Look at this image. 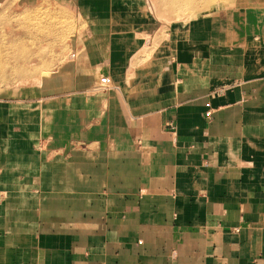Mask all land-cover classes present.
<instances>
[{
	"label": "crops",
	"instance_id": "0c3cea01",
	"mask_svg": "<svg viewBox=\"0 0 264 264\" xmlns=\"http://www.w3.org/2000/svg\"><path fill=\"white\" fill-rule=\"evenodd\" d=\"M53 1L86 27L0 97V264H264V0L163 34L144 0Z\"/></svg>",
	"mask_w": 264,
	"mask_h": 264
},
{
	"label": "rangeland",
	"instance_id": "374dc122",
	"mask_svg": "<svg viewBox=\"0 0 264 264\" xmlns=\"http://www.w3.org/2000/svg\"><path fill=\"white\" fill-rule=\"evenodd\" d=\"M193 1L190 6L173 0H144L147 11L160 22L161 34L170 23L185 25L231 10L236 0ZM85 16L53 0H0V97L36 98L40 79L68 58L75 33L86 27ZM154 27L150 26L145 41ZM108 79L102 75L100 86H108Z\"/></svg>",
	"mask_w": 264,
	"mask_h": 264
},
{
	"label": "bare ground",
	"instance_id": "6f19581e",
	"mask_svg": "<svg viewBox=\"0 0 264 264\" xmlns=\"http://www.w3.org/2000/svg\"><path fill=\"white\" fill-rule=\"evenodd\" d=\"M204 1H209V3L212 1V2H215V0H204ZM216 1H218V0H216ZM226 1V0H225ZM153 3V2H152ZM173 3H175V4H185V5H190V6H193L194 5V1L193 0H173ZM209 3H208V5H209ZM24 73H22V74H20V75H23ZM119 88V87H118ZM118 92V91H117Z\"/></svg>",
	"mask_w": 264,
	"mask_h": 264
}]
</instances>
